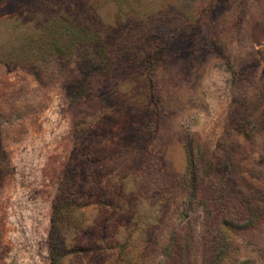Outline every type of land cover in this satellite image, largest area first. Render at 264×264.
Listing matches in <instances>:
<instances>
[{
  "label": "rangeland",
  "instance_id": "obj_1",
  "mask_svg": "<svg viewBox=\"0 0 264 264\" xmlns=\"http://www.w3.org/2000/svg\"><path fill=\"white\" fill-rule=\"evenodd\" d=\"M263 95L264 0H0V264H214L264 192V130L231 128ZM187 137L234 142L232 187L199 171L189 200ZM226 233L221 264H264V217Z\"/></svg>",
  "mask_w": 264,
  "mask_h": 264
},
{
  "label": "trees",
  "instance_id": "obj_2",
  "mask_svg": "<svg viewBox=\"0 0 264 264\" xmlns=\"http://www.w3.org/2000/svg\"><path fill=\"white\" fill-rule=\"evenodd\" d=\"M231 128L236 134L250 136L264 130V95L261 102L257 105L245 104L241 112L237 114L231 124ZM234 142L230 143L233 147ZM227 147L226 152L216 161H205L198 157L196 149L191 138L185 139V150L187 154V178L192 188L187 196L189 200L195 197V191L198 183L197 175L199 171L203 172V177H211L209 183L211 186H220L227 188L233 186L235 175L233 174V149ZM206 177V178H207ZM225 182V183H224ZM233 182V183H232ZM232 183V184H231ZM245 188L236 190V195L240 198L243 208L239 211H225L218 215V224L209 229V241H211L209 250L214 264H221L228 255L235 249V242L232 236L227 235L226 231H238L249 229L258 224L264 217V192L247 184ZM229 190V189H228ZM67 200L59 192L57 203L53 214L52 230L56 228L58 217L65 210ZM191 202H189L190 204ZM206 221L211 217L210 212L205 213ZM56 230V229H55ZM54 234V232H53ZM51 233V239L52 235ZM52 253L53 264H56L57 253L54 249Z\"/></svg>",
  "mask_w": 264,
  "mask_h": 264
}]
</instances>
